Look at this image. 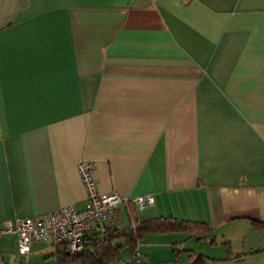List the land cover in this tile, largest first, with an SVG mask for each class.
<instances>
[{
  "label": "crops",
  "instance_id": "1",
  "mask_svg": "<svg viewBox=\"0 0 264 264\" xmlns=\"http://www.w3.org/2000/svg\"><path fill=\"white\" fill-rule=\"evenodd\" d=\"M83 160L124 223L212 229L146 235L150 264H264V0H0V225L84 210ZM57 249L0 240L6 264Z\"/></svg>",
  "mask_w": 264,
  "mask_h": 264
},
{
  "label": "built area",
  "instance_id": "2",
  "mask_svg": "<svg viewBox=\"0 0 264 264\" xmlns=\"http://www.w3.org/2000/svg\"><path fill=\"white\" fill-rule=\"evenodd\" d=\"M96 163L83 160L78 164V173L87 192V206L76 210L73 206L60 208L41 218H17L11 225H0V240L6 235L17 237V253L28 258L35 244L49 242L64 245L72 256L80 254L87 244V235L119 228V210L130 201L117 193L100 194L94 178ZM134 203L142 210L155 204L153 196H141ZM0 264H6L0 256ZM119 264H150L137 248L126 255Z\"/></svg>",
  "mask_w": 264,
  "mask_h": 264
},
{
  "label": "trees",
  "instance_id": "3",
  "mask_svg": "<svg viewBox=\"0 0 264 264\" xmlns=\"http://www.w3.org/2000/svg\"><path fill=\"white\" fill-rule=\"evenodd\" d=\"M127 216L128 223L119 218V228H105L88 234L87 244L78 255L72 256L64 245H57V264H116L126 250L134 252L146 235L187 233L204 240L212 232L207 224L179 219L159 217L140 221L133 205L127 208ZM254 225L260 232L264 231V223ZM192 264H205V257L197 256Z\"/></svg>",
  "mask_w": 264,
  "mask_h": 264
}]
</instances>
